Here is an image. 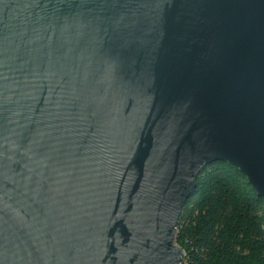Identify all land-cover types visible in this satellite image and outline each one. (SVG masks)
<instances>
[{
	"label": "water",
	"instance_id": "95a60500",
	"mask_svg": "<svg viewBox=\"0 0 264 264\" xmlns=\"http://www.w3.org/2000/svg\"><path fill=\"white\" fill-rule=\"evenodd\" d=\"M216 161L264 200V0H0V264H182Z\"/></svg>",
	"mask_w": 264,
	"mask_h": 264
},
{
	"label": "trees",
	"instance_id": "16d2710c",
	"mask_svg": "<svg viewBox=\"0 0 264 264\" xmlns=\"http://www.w3.org/2000/svg\"><path fill=\"white\" fill-rule=\"evenodd\" d=\"M182 264H264V200L227 161L197 176L175 228Z\"/></svg>",
	"mask_w": 264,
	"mask_h": 264
}]
</instances>
